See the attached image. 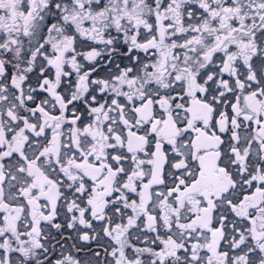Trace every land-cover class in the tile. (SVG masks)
Returning <instances> with one entry per match:
<instances>
[{
    "label": "snow or ice",
    "instance_id": "snow-or-ice-1",
    "mask_svg": "<svg viewBox=\"0 0 264 264\" xmlns=\"http://www.w3.org/2000/svg\"><path fill=\"white\" fill-rule=\"evenodd\" d=\"M0 264H264V0H0Z\"/></svg>",
    "mask_w": 264,
    "mask_h": 264
}]
</instances>
